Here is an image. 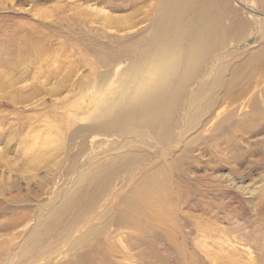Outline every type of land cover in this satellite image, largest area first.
<instances>
[{"label":"rangeland","instance_id":"obj_1","mask_svg":"<svg viewBox=\"0 0 264 264\" xmlns=\"http://www.w3.org/2000/svg\"><path fill=\"white\" fill-rule=\"evenodd\" d=\"M190 1L186 16L194 19ZM195 2L216 12L223 44L168 112L194 29L180 36L179 69L160 103L167 126L129 120L105 129L108 111L148 74L142 55L181 1L0 0V264H85L91 247L95 264H264V0ZM198 91L195 107L207 105L206 114L185 109ZM124 155L128 166L116 169L71 232L62 228L72 212L43 221L78 186L83 191V171ZM159 167L166 205H146L143 234L121 226L118 208L143 196ZM45 226L59 235L24 258Z\"/></svg>","mask_w":264,"mask_h":264},{"label":"bare ground","instance_id":"obj_2","mask_svg":"<svg viewBox=\"0 0 264 264\" xmlns=\"http://www.w3.org/2000/svg\"><path fill=\"white\" fill-rule=\"evenodd\" d=\"M180 1L181 3L179 5L175 3L172 9L167 12L169 16H171L172 13L173 16L176 17L171 19V23L169 24V26L166 27V29L161 30V34L163 35L159 37L158 40L157 37L155 38V40L152 42L153 46L149 53L147 55H142L141 58L144 61L146 60L147 62H144L146 72L148 73L146 74L145 72V74L147 76L153 75L152 77L156 76V78L158 79L153 80V78L152 80H149L148 78V80H145L146 75H143V78H141L139 82L141 83V85H138V87H136L130 93L129 100L125 104L121 103L118 105H113V109H110L108 111V113L105 115V119L99 124L100 127L105 129H117V127L129 120H132L138 123L139 125L144 126L152 127L157 125L158 123H161L163 124L162 127H166L167 122H161L159 119V116L161 115L160 103L162 95L165 91L164 89L166 88V83L169 80L168 78H170L172 74L179 69V66H177L175 62L179 59L180 54L178 52L180 36L182 37V35L185 34L186 30L194 29L191 35L189 36V42H187L186 45L185 55L183 58L184 63L180 66L181 72H179L178 76L176 77L177 80H173L170 84L171 96L169 97L168 101V112L170 110L172 112L177 111L178 106H174V104H179L181 97L185 95L186 89L190 85H192L193 82H195L197 73L201 68L200 62L205 59L208 55H210V53L214 51L216 46H220L223 44L222 41H220L221 37L219 38L217 36L219 39L215 40L217 39V33H214L216 26H213L212 22L216 21V12L212 11L213 9L210 8L206 9L205 5L203 6L200 4V6L198 7L196 6L198 5L195 2L196 0H191L190 4L192 5V8L195 9L196 18L193 19L189 16L188 18L186 16L187 12L185 10V8L187 7L184 5L187 4V2L186 0ZM206 14L208 15V19L205 18ZM207 20L210 23H207ZM195 22L196 24H194ZM198 23L199 25H197ZM206 37L212 38L214 40H211ZM252 60L254 61V59ZM234 74L236 75V72ZM217 77L223 81H227L226 78L221 74ZM202 89L203 87L201 85L199 87V91H201ZM227 89L229 90V85ZM199 91L197 92V94L196 92L193 93L191 100H187L185 109L191 110V112L189 111L190 113L194 112L196 109H203V112L206 114L205 110L209 108L207 107V105L203 107L198 105L197 107H195V105H197V102L199 101ZM222 111L223 108H221L220 111H216L215 117L219 116L220 112ZM203 112L202 114H204ZM126 157L127 155H124L118 160L114 161H109V159L106 158L105 160H103L102 164L94 166L93 168L88 170L87 173L83 171L82 175L84 176L80 175V182L78 184L83 186V191L81 190L82 187L77 185L79 187L77 189V193L79 192V194L76 196L70 195L69 197H67L59 206H56V208L51 209L52 211L47 214L48 216L43 217V221L48 220L51 216V221H56L57 219L60 221L62 220V218H57L58 215L66 216L67 214L72 212V218L65 219L62 228L64 232L62 233L65 235L71 232L74 227H76L81 218L84 217L85 213H88L95 209L98 199L100 198V196H102L106 185L110 183V180L113 177L116 169L122 166H128L127 161H125ZM161 168L162 167L155 169L152 175L148 176L152 177V180L149 183H144L143 196L137 197L133 195V200H127L131 195L126 197V201L128 202L125 204L123 203L125 208H122L123 210L120 209L122 207V205L120 204L121 207L118 208L117 219L119 220L121 226L123 225L127 229L136 226L137 231L135 232L143 234L144 227L142 226V219L144 220L145 216L148 217V214L145 210L146 205L148 203H151V205L153 206L152 208H154L156 211L163 204L166 205L165 202L168 201L167 197L165 198L167 192L165 191V188H167V184L164 185V181H159L158 177H156L155 179V176L161 173ZM162 187L164 188V190H162ZM55 218L56 220H54ZM48 224L51 225V227L55 225L52 222ZM35 234L36 233H34L33 235ZM57 235H59V233L56 229L53 228L52 230H50L47 228V226H45L44 233H41V235L39 233L38 237H36L35 239H30L28 241L29 246L22 251V256L24 258H27V256L30 255L33 250L35 251V248H37L38 244L51 240L48 238L55 239ZM85 236L86 235H83V237ZM96 242L97 241L93 243V246H95ZM100 251L101 250H99V252ZM93 252L94 248L91 247L89 251V253L91 254L84 255L85 264H95V262L93 261L95 254H93ZM60 264L80 263L76 259L72 261L65 260L63 263Z\"/></svg>","mask_w":264,"mask_h":264}]
</instances>
